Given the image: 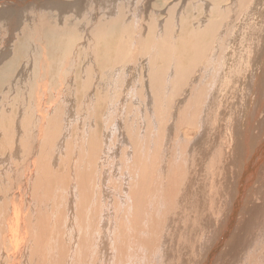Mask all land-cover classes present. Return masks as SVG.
Instances as JSON below:
<instances>
[{"label": "bare ground", "instance_id": "6f19581e", "mask_svg": "<svg viewBox=\"0 0 264 264\" xmlns=\"http://www.w3.org/2000/svg\"><path fill=\"white\" fill-rule=\"evenodd\" d=\"M168 1L0 0V264H264V0Z\"/></svg>", "mask_w": 264, "mask_h": 264}, {"label": "rangeland", "instance_id": "374dc122", "mask_svg": "<svg viewBox=\"0 0 264 264\" xmlns=\"http://www.w3.org/2000/svg\"><path fill=\"white\" fill-rule=\"evenodd\" d=\"M58 3H59V8H51V10H54L55 12H53V13H55L56 14V11H58L59 13H60V11L59 10H61V13L63 12V14L62 15H66V16H69L70 17V19L69 20H72V18H73V16H75V15H77V14H81V13H83V14H88L89 12H90V14H93L92 13V11L93 12H95V14H100V16H103V15H101L102 13H101V9L107 4V3H109V2H111V1H114V0H111V1H109V2H103L102 4L101 3H99V2H93V3H91L92 1H88V0H56ZM64 1L66 2V3H64ZM75 1V2H74ZM85 1V2H84ZM62 2H63V4H62ZM68 2V3H67ZM78 2V3H77ZM176 2V0H169L168 2H167V4L168 5H172L173 3H175ZM88 3V4H87ZM57 4V3H56ZM64 6V7H63ZM77 6V7H76ZM83 7V8H82ZM98 8V9H97ZM50 9V8H49ZM92 9V10H91ZM161 10H164V8H160ZM64 10H65V12H64ZM75 10V11H74ZM82 10V11H81ZM84 10V11H83ZM72 11V12H71ZM65 16V17H66ZM7 17H8V20L5 22V25H6V31H5V29H4V27H0V29H1V32H0V36H2L3 38H4V40L6 39V43L4 44V46H5V48L2 46V48L5 50L4 52H6V53H1L0 52V92H1V96H2V100H3V102H8V103H10L11 104V106H14V105H16V101H12V100H6L5 98H6V96H5V93L6 92H13L14 90H15V87H16V84H17V82L16 81H13L10 77H9V75L7 74V73H5L4 71H3V67L6 65V61H8V63H10L14 58H16V57H18V58H20V54L17 52V50H16V46L18 45V43L21 41V39L23 38V35H22V33L23 32H26L24 29H23V25H20V27L15 31V33L12 35L13 37H10L9 36V29H10V27H9V24H10V22H11V20H12V18H13V15H12V13H9V14H7ZM91 16H89L88 18H90ZM56 19V24H59L60 22H58L59 20L57 19V18H55ZM55 19H52L51 20V22H50V20L48 19V17H44L43 19H42V21H41V25H42V27H40V28H43V29H40V30H38L39 31V34L40 35H44V31L47 29V28H49V27H51V28H54V29H56L57 27H56V25H55V23L54 22H52V21H54ZM8 21H10L9 23H8ZM28 26H32V27H36V28H39V26L38 25H35V24H28ZM27 26V27H28ZM59 28H62V27H59ZM9 30V31H8ZM5 33V34H4ZM8 33V34H7ZM6 36V37H5ZM27 39H28V42H29V45H32V44H34L35 42H34V38L31 36V35H27ZM0 43H3V42H1L0 41ZM7 45V46H6ZM7 50V51H6ZM8 57L5 61H3V58L4 57ZM22 64H26L28 67H30V69H33L35 66H36V63L34 62V61H31V60H26V61H21L20 60V65H22ZM79 67H83V62H81V63H78V64H76L75 66H74V68L75 69H78ZM36 101H37V98H36ZM42 101H45L46 102V104H50V102H51V99L48 97L46 100H44V98H42ZM139 113V112H138ZM1 119V118H0ZM2 121V120H1ZM2 122H0V128H1V125L3 126V124H1ZM4 127V126H3ZM0 138L2 139V132H0ZM242 192V193H241ZM245 193H246V191L242 188L241 189V191L238 193L239 194V196H238V198H240L239 200H241V201H243V202H245L244 200H242V199H244L243 197H242V195L244 196L245 195ZM241 201H239L240 203H242ZM239 203V204H240ZM243 204H245V203H243ZM240 216V218H238ZM235 218L237 219H235V220H233L234 222L232 223L231 222V224L228 226V227H226L225 229H223L222 230V232H223V234H222V237H220L219 239H218V241H216L217 242V244L218 245H215L216 244V242L214 243V245H211V247L209 246V248L207 249V252H208V255H207V260H209L210 261V264H217L216 263V258H218V256H220V254H221V252H222V250H224L225 249V247H227L226 246V243L224 244V242H225V240H226V242L228 243V241H227V239H228V237L229 236H231V237H233L232 235H235V233L236 232H238V228L242 225V223H240V220H241V215H236L235 216ZM235 223V224H234ZM231 226V227H230ZM235 226H237V228L235 227ZM230 228V229H229ZM233 228V229H232ZM235 231V233H234V231ZM237 230V231H236ZM230 232V233H229ZM226 234V235H225ZM229 234H232V235H229ZM229 235V236H228ZM226 236V237H225ZM228 236V237H227ZM225 237V238H224ZM230 238V237H229ZM231 239V238H230ZM224 240V241H223ZM241 240H242V236H241ZM225 246H224V245ZM218 246V247H217ZM222 246V247H221ZM210 248H211V251H210ZM221 248H224V249H221ZM216 249V250H215ZM221 249V250H220ZM213 250H215V251H213ZM219 253V254H218ZM216 255V256H215ZM209 256V257H208ZM211 257H213V258H211ZM215 257V258H214ZM200 261H203V259H200ZM212 262V263H211ZM213 262H215V263H213Z\"/></svg>", "mask_w": 264, "mask_h": 264}]
</instances>
